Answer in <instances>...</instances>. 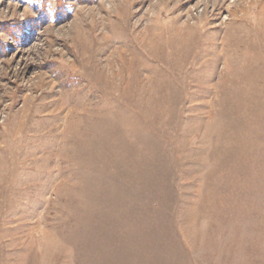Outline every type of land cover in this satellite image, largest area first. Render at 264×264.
I'll use <instances>...</instances> for the list:
<instances>
[{
    "label": "rangeland",
    "instance_id": "obj_1",
    "mask_svg": "<svg viewBox=\"0 0 264 264\" xmlns=\"http://www.w3.org/2000/svg\"><path fill=\"white\" fill-rule=\"evenodd\" d=\"M64 3L0 27V264H264V0Z\"/></svg>",
    "mask_w": 264,
    "mask_h": 264
},
{
    "label": "trees",
    "instance_id": "obj_2",
    "mask_svg": "<svg viewBox=\"0 0 264 264\" xmlns=\"http://www.w3.org/2000/svg\"><path fill=\"white\" fill-rule=\"evenodd\" d=\"M47 0H44V4L39 5V18L37 19H32L28 23H26L25 26H6V25H1L0 27L3 28L1 30L2 32L6 33L8 37H10L12 40L17 39L16 37L18 36L17 34H20L19 36L22 37L24 40H29L32 37L33 32L35 31V28L39 27L36 26L37 24L43 25V23H47L49 21H60L62 18L65 16L69 15L68 7L65 6L64 0H54L55 5L53 7L54 13L50 14V11L47 6ZM83 0H78V2H81ZM4 47L2 44H0V56L4 55Z\"/></svg>",
    "mask_w": 264,
    "mask_h": 264
},
{
    "label": "clouds",
    "instance_id": "obj_3",
    "mask_svg": "<svg viewBox=\"0 0 264 264\" xmlns=\"http://www.w3.org/2000/svg\"><path fill=\"white\" fill-rule=\"evenodd\" d=\"M36 2H37V3H40V4H44V0H36ZM65 6L68 7L69 10H71V6H70V4L66 3ZM49 11H50V14H53V13H54V9H50Z\"/></svg>",
    "mask_w": 264,
    "mask_h": 264
}]
</instances>
